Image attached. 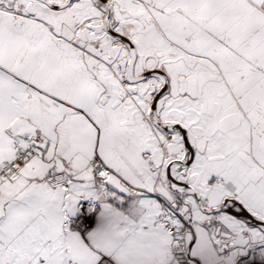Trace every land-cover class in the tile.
I'll list each match as a JSON object with an SVG mask.
<instances>
[{
  "label": "snow or ice",
  "instance_id": "1",
  "mask_svg": "<svg viewBox=\"0 0 264 264\" xmlns=\"http://www.w3.org/2000/svg\"><path fill=\"white\" fill-rule=\"evenodd\" d=\"M0 264H264V0H0Z\"/></svg>",
  "mask_w": 264,
  "mask_h": 264
}]
</instances>
